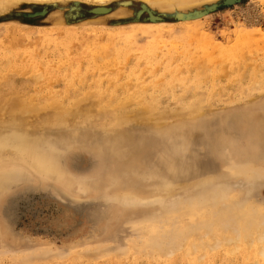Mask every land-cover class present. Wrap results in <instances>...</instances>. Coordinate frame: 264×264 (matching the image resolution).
Listing matches in <instances>:
<instances>
[{
    "label": "rangeland",
    "instance_id": "obj_1",
    "mask_svg": "<svg viewBox=\"0 0 264 264\" xmlns=\"http://www.w3.org/2000/svg\"><path fill=\"white\" fill-rule=\"evenodd\" d=\"M111 4L116 14L63 28L45 16L22 29L25 3L0 14V97L37 98L0 99V264L259 262L223 246L154 250L206 229L198 209L228 229L264 212V0L219 3L198 28L142 0ZM151 12L164 27L142 33ZM231 48L235 59L218 57ZM32 149L44 163L27 161Z\"/></svg>",
    "mask_w": 264,
    "mask_h": 264
},
{
    "label": "bare ground",
    "instance_id": "obj_2",
    "mask_svg": "<svg viewBox=\"0 0 264 264\" xmlns=\"http://www.w3.org/2000/svg\"><path fill=\"white\" fill-rule=\"evenodd\" d=\"M114 0H0V14H5L13 9H17L20 4L25 3L28 7L20 9V12L15 11L14 15L16 17H20L22 19V29H29L30 27L36 25L32 22L34 18L37 17H46L49 19L51 23L55 25L62 26V28L68 25L71 22H77L80 18L94 17L91 19H83L84 20H94L99 19L103 20L109 16H112L115 13L113 10V6L111 2ZM150 6H155L160 10L167 11L169 13H174L175 16L179 17V19L187 18L189 21H185L189 26L198 28L200 16L206 14L216 8L219 3L229 4L234 1L239 0H142ZM54 3L53 10L51 6ZM83 3H87L89 6H84ZM52 4V5H51ZM67 9V11H66ZM123 10V9H122ZM66 11V12H65ZM140 14V12H139ZM151 17L154 21H152V26H137V30L142 33H146L149 31H154L158 33L161 29H163V22L157 21L160 17L153 12L150 13ZM45 19V20H46ZM42 21L45 23L46 21ZM35 27V26H34ZM128 36V35H127ZM128 41V40H127ZM131 41H128V43ZM153 46V44H147L143 46V50H149V47ZM226 51L223 54H219L218 57L228 56L233 59L238 56L239 50L236 48H231L227 53ZM200 77L196 76L195 83L200 81ZM262 82V81H260ZM259 82V83H260ZM258 83V84H259ZM159 84V83H157ZM264 86V83L262 87ZM18 90L12 91V93L8 96H2L1 98L10 99V96L16 97V102L19 104L28 106V102H35L37 100L36 97L23 96L17 92ZM82 96L83 93H80ZM142 94V92L140 93ZM6 95V94H5ZM97 99H101L103 92H98L93 94ZM56 94L54 96H50L45 101L47 103L58 101ZM153 99L155 97H152ZM37 105V104H36ZM134 113L132 110L128 111L124 114H132ZM123 114V115H124ZM28 153V160L32 163H44L43 158L46 159L48 156L44 154L43 156L40 153L35 151H30ZM145 175V171L136 167L134 171L135 177L140 179ZM125 184L123 180H120L119 176H116V182L114 188H122ZM125 192L122 194V197L134 199V195H139L138 191H135L133 188H128L124 190ZM137 192V193H136ZM148 195L155 194L160 195L164 193L162 188H153L148 189ZM146 195V194H145ZM201 217L212 216L211 221L208 224V227L201 231H195L188 235L183 245L180 243L178 247L170 248L166 251H162L160 248H156L154 251H160L163 254L164 259H171L174 254L177 252H182L183 256H191L194 250L200 246L202 248H206L207 251L205 255L214 254L215 250L218 246H223L226 249V254H235L237 251H242L244 253H249L255 258L259 259L258 264H264V212L263 214H257L254 210L249 212H245L244 215L240 219V223L238 227L235 228H226L222 226L221 216H216L212 211L206 210L204 208L198 209L195 213ZM151 237V236H149ZM148 237V238H149ZM151 241V240H150ZM152 243V242H151ZM147 242L145 240L142 243L133 242L130 250L132 256H137L141 254L146 248ZM153 246H158V243H152ZM146 252V251H144ZM157 252V253H158ZM159 252V253H160ZM159 254V255H161ZM162 256V255H161ZM205 261V260H204ZM210 261H205V264H209ZM245 264H256L255 262L251 263L248 260L244 261Z\"/></svg>",
    "mask_w": 264,
    "mask_h": 264
}]
</instances>
